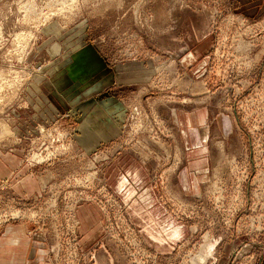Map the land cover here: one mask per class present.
<instances>
[{"label":"rangeland","instance_id":"obj_1","mask_svg":"<svg viewBox=\"0 0 264 264\" xmlns=\"http://www.w3.org/2000/svg\"><path fill=\"white\" fill-rule=\"evenodd\" d=\"M10 158V255L264 264V0H0Z\"/></svg>","mask_w":264,"mask_h":264},{"label":"crops","instance_id":"obj_2","mask_svg":"<svg viewBox=\"0 0 264 264\" xmlns=\"http://www.w3.org/2000/svg\"><path fill=\"white\" fill-rule=\"evenodd\" d=\"M200 125L199 127L196 126V128H203L202 123L198 124ZM195 128V129H196ZM204 130V129H203ZM203 134H205V130L203 131ZM7 162V165H2V161L0 159V163L2 169L0 170L1 173L0 175L4 178L7 179L11 178V177H20L22 176V173L25 171V169L21 170L19 173H17V171L19 170L21 164L18 162V160L15 159H9ZM4 166H6V168H4ZM31 186V185H30ZM17 189V188H16ZM24 247V250L22 253H11V255L9 254V251H13L12 247L10 246H0V258H3V256H9L7 257L8 259L12 258L9 262L7 261H2V262H6V263H0V264H51L49 263L47 260L44 259V256H42L41 254L39 255H34L35 251H29L28 250V246H22ZM5 251V252H4ZM3 252V253H2ZM111 263L113 264V261H111Z\"/></svg>","mask_w":264,"mask_h":264}]
</instances>
